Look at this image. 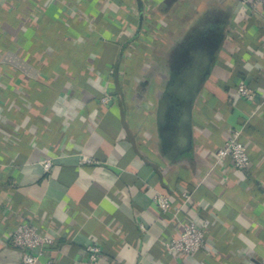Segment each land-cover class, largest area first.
Returning <instances> with one entry per match:
<instances>
[{
  "label": "crops",
  "instance_id": "crops-1",
  "mask_svg": "<svg viewBox=\"0 0 264 264\" xmlns=\"http://www.w3.org/2000/svg\"><path fill=\"white\" fill-rule=\"evenodd\" d=\"M156 32L165 48L135 53ZM196 35L215 53L191 150H174L165 133L179 117L160 124V99ZM235 133L246 169L216 155ZM25 221L54 238L44 258L55 264H89V242L102 264H264V6L0 0V264H23L10 237ZM189 222L205 229L203 246L170 253Z\"/></svg>",
  "mask_w": 264,
  "mask_h": 264
},
{
  "label": "built area",
  "instance_id": "built-area-1",
  "mask_svg": "<svg viewBox=\"0 0 264 264\" xmlns=\"http://www.w3.org/2000/svg\"><path fill=\"white\" fill-rule=\"evenodd\" d=\"M245 7L258 9L264 6V0H242ZM238 94L247 99L254 100L255 89L245 80H240L236 86ZM217 158H229L237 169H246L250 164V157L247 148L238 133L230 136L225 144L217 151ZM82 162L93 163L89 157H83ZM44 166L49 170L52 166V159L46 158ZM157 201L163 210L171 207L170 200L165 195H157ZM206 237L205 229L196 222H189L184 226L180 236L173 238L166 243L168 251L174 253L189 254L198 251L204 244ZM11 244L20 252L23 264H55L52 259L44 258L47 248L51 247L55 240L37 227L25 221L20 223L11 233ZM101 246L96 242L86 244V253L89 264L101 263Z\"/></svg>",
  "mask_w": 264,
  "mask_h": 264
},
{
  "label": "water",
  "instance_id": "water-1",
  "mask_svg": "<svg viewBox=\"0 0 264 264\" xmlns=\"http://www.w3.org/2000/svg\"><path fill=\"white\" fill-rule=\"evenodd\" d=\"M213 45H202L187 51L189 60L176 73L160 99L158 117L160 124L164 125L172 115L179 117L178 124L175 127L176 134H174L173 129H170L165 133L166 136L164 135L174 150L178 149L181 144L184 151L191 150L193 102L207 75L210 73L215 53ZM173 137H176L175 141H173ZM180 152H182V149L176 150L174 154L176 155Z\"/></svg>",
  "mask_w": 264,
  "mask_h": 264
},
{
  "label": "rangeland",
  "instance_id": "rangeland-1",
  "mask_svg": "<svg viewBox=\"0 0 264 264\" xmlns=\"http://www.w3.org/2000/svg\"><path fill=\"white\" fill-rule=\"evenodd\" d=\"M154 34L155 35L152 36V34L148 33L145 39H141V42H139V43H141L139 45L140 47L138 49H135V53L140 54L141 56L143 55L144 57H148L147 52H148L149 49L151 50V49L154 48L155 51H156V49L165 48V47H163V45H166L167 42L163 41V38H162V35H161L162 33L159 34V33L156 32ZM149 35H151V36H149ZM170 40H172V39H170ZM155 51L152 52V53L155 54Z\"/></svg>",
  "mask_w": 264,
  "mask_h": 264
},
{
  "label": "flooded vegetation",
  "instance_id": "flooded-vegetation-1",
  "mask_svg": "<svg viewBox=\"0 0 264 264\" xmlns=\"http://www.w3.org/2000/svg\"><path fill=\"white\" fill-rule=\"evenodd\" d=\"M197 35L196 37L194 38L195 40H192L190 41L189 37L187 36L185 41L183 42L185 44V46L182 47V51H180V61L181 63L179 64H176L175 67H177L179 70L181 68L184 67L185 63L189 60V53L187 52L188 50L190 51L191 49L195 48V47H201L202 45H211L214 43V41H212L211 39H209L207 37L206 39V36L203 37V38H198ZM187 45V46H186ZM177 53V52H176Z\"/></svg>",
  "mask_w": 264,
  "mask_h": 264
}]
</instances>
